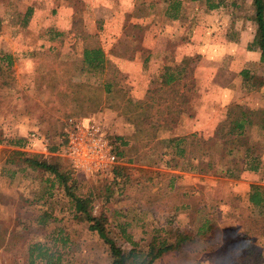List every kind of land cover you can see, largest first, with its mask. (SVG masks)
I'll use <instances>...</instances> for the list:
<instances>
[{
  "label": "rangeland",
  "instance_id": "1",
  "mask_svg": "<svg viewBox=\"0 0 264 264\" xmlns=\"http://www.w3.org/2000/svg\"><path fill=\"white\" fill-rule=\"evenodd\" d=\"M152 1L159 0H139V11L130 14L125 24V30L132 35L135 34V40L140 43L138 51L144 49L153 53L143 70L148 78L150 77V81L162 65V53H165L169 48L175 50V55L180 52L182 46L184 47L183 44H189L195 48L192 55L184 57V60L181 59L179 62L185 63L186 60L199 56L194 71V77L198 81V90L193 94V105L181 119L175 123L171 122V131L160 130L164 131L159 133L161 141H150L151 145L144 148L145 142L140 140L141 135L132 140L135 133L134 117L128 100L138 102L134 97L132 98L133 84L138 83V80L130 78L122 67L110 61L108 62L107 76L102 77L100 73H91L84 77L81 74L83 45L80 41L75 43L72 49L69 47L65 51L37 52L28 59L27 64L22 61V58L17 57L14 60L12 71L8 72L4 69L3 72H0V99L7 95V92L11 95V97L7 95L3 109L0 108V140L25 139L27 142L33 132H39L41 137L45 138V145L51 148L61 143L63 140L61 134L65 133V128L70 120L95 119L104 126L107 134L124 137L130 146L135 145L137 148V150H129L128 157L121 161L125 166L136 168L132 174L133 185L128 186L124 196H120L116 190L115 199L106 205V212L111 216L112 221L109 226V234L118 246L126 251L132 247L121 236L118 228L119 224L127 222L130 225L128 233L132 235L133 241L141 247L150 243L152 235L155 233L154 228L169 232V241L173 240V235L178 229L186 234L194 235L193 241L187 242L178 251L166 253L155 264H264V246L261 249V259L256 256L248 257L246 252L249 244L254 245L255 248H257L258 242L264 245V239L259 241L257 237L248 233L252 228H247L246 221L239 216L240 213L244 217L250 216L246 202L238 198L222 199L226 186L216 182L218 179L226 178L227 168L238 163L239 156H241V154H237V157H233L228 154V146L217 136L218 128L215 133L211 134L195 133L198 137L209 141L208 144L203 143V145L210 146L213 152L214 167L202 174L205 177L201 181H208L207 184L187 185L189 177L182 173L190 172L171 170L168 161L174 157L163 155V153L173 152V149L167 147L166 141L169 136L191 135L184 134V131L185 127L190 126L191 122L196 119L197 103L202 95L200 78L197 74L201 73L202 68L214 69L212 74L207 72L205 75L208 77L206 79H217V82L225 79L230 81L233 78L230 75H238V71L243 70L249 72L240 73L244 77L243 85L247 78H251L253 86L264 81L263 64L248 63L246 67L239 64V62L244 63L243 56H245L248 47L246 50L243 48V50L235 52L232 48L226 54H224L225 50L221 49L218 54L221 52L224 55L219 54L220 59L218 56L210 59L214 62V65L211 66L204 62L205 56L199 54L198 48L202 42L211 45L218 42L222 45L224 40H232L237 43L240 35L244 32H248V36L252 37L254 34L253 24L248 19L253 12L251 1L238 0L237 3L242 7L236 11V14L231 15L224 9L209 11L205 2L181 0L183 3L186 2L185 14L188 29L180 30L177 25L173 36L166 31L169 23L162 15L163 8H156L160 17L156 18L154 24V21L149 23L151 19L148 24L135 21V17L140 14V11L143 10V14L146 15L149 10L146 9V4ZM137 24L146 28L148 26L147 30L151 37L152 33L156 32L160 34V39L155 38L156 41L153 44L152 40L147 39L146 31L143 32L132 27ZM78 25V32L83 35V24ZM73 42L68 39L69 45ZM97 42L99 41L93 39L90 45L93 46ZM213 52L216 53V50ZM237 55L242 59L236 58ZM251 58L250 61H254L255 57ZM106 78L113 83L112 91L117 92L111 96L114 108L107 106L93 112L88 109L90 107L86 101L88 95L84 96L85 102H82V105L73 102V98H75L73 93L78 88L76 84L78 85L83 80L102 84ZM151 87L150 82L148 90ZM65 94H67V100L63 99ZM72 96L74 97L72 98ZM259 97L258 94H253L251 98L258 100ZM144 100L147 101V98ZM242 106L250 109L248 105ZM30 111L34 112L33 116L29 114ZM148 111L156 115L161 109L154 104L153 108ZM40 115H44L41 119L44 120L43 123L37 121ZM256 130L255 128L252 133L248 134L247 140L255 141L260 146L264 145L263 132L259 134ZM152 147L153 149H150ZM186 147L189 150L187 151L188 158L197 159L199 162L204 159L201 154L191 153L189 143ZM6 149L11 148L7 145H0V264H30L28 257L31 246L42 243L55 251V239L59 242L58 250L62 252V264H110L112 257L109 247L97 233L89 229L87 222L78 221L75 218L71 198L64 189L56 188L53 196L50 197L47 193L48 175L39 171L27 169L25 173H17L13 176L14 168L6 167L4 164L7 157L4 154ZM25 150L31 151L29 147H26ZM36 150L41 154H46L43 153L42 147H38ZM60 153L57 152L50 161L52 163L59 162L69 167L70 162L61 157ZM128 159H132V161L127 163ZM176 161L181 165L183 163L180 159H176ZM199 162H195V164L198 165ZM237 166L240 167V163ZM4 167H6V171L3 170ZM200 167L206 168L207 163H202ZM171 174L178 176L175 183L177 190L169 186ZM73 176L77 184L78 195L82 196L91 188L100 187L110 180L109 176L86 175L75 171ZM150 179L153 181H149ZM185 194H187L186 197ZM181 201L193 203L196 208H202L197 213L191 211L177 213L174 211V205ZM102 204L103 202L99 203L95 210L99 212ZM204 215L213 220L215 229L210 235L202 238L196 236V233ZM166 232L158 234L166 236ZM61 238H67V244H62ZM38 264L41 263L38 262Z\"/></svg>",
  "mask_w": 264,
  "mask_h": 264
},
{
  "label": "trees",
  "instance_id": "2",
  "mask_svg": "<svg viewBox=\"0 0 264 264\" xmlns=\"http://www.w3.org/2000/svg\"><path fill=\"white\" fill-rule=\"evenodd\" d=\"M191 1L205 2L207 10L216 11L224 9L231 15L236 14V11L240 10L242 7L237 3L238 0ZM249 1H251L253 12L248 19L253 24L254 38L253 41L249 43L248 50L252 51L259 49L261 53V63L264 64V0ZM157 2L146 7V9H149L146 15H155L153 24L156 22V18L160 17L156 11V8L160 7L163 8L162 15H164L166 19L179 21L180 30L188 29L186 26L187 17L183 12V2L181 0H159ZM242 2H245V0ZM143 13L144 11L142 10L140 14L136 16H143ZM132 27L136 30L139 29L143 32H148V26L146 28L145 26L137 24ZM135 37V34H130V32H127L124 28L122 36L113 44L110 52L119 58L134 59L138 52V45L140 44L135 40ZM174 52L175 50L169 48L165 53H162V65L159 67L157 74L151 77L152 87L151 89L149 88L147 97H145L147 101L141 100L133 102L132 100H128V105L132 108L131 110L134 117L133 126L135 128V133L132 140L141 135L140 140H142L143 143L145 142L144 148L151 145L149 144L150 141H161L159 133L171 131V122L175 123L189 112L194 102L193 94L198 90V81L194 77V71L197 65L196 62L199 61V56L190 58L184 63L177 60ZM82 64L83 68L81 74L84 77L86 74L88 75L91 73H100L102 77L108 75L109 69L106 66L105 52L101 48L84 49L82 53ZM13 66L14 61L11 56H0V72H3L4 69L10 72ZM112 84L113 83L107 78L102 84L90 83L83 80L78 85L76 84L78 88L73 93L75 96V98L72 96L73 102L78 103L77 105H82L81 103L85 102L84 96L88 95L86 101L90 104L88 109L91 111L94 112L101 108H106L107 106L109 108H114L111 96L115 95L117 92L112 91ZM259 85L262 86V83ZM244 87L246 90L251 88V78L245 79ZM254 87L255 89L258 88L257 85ZM7 95L11 97L8 92ZM7 95L0 99L1 109H3L2 107L6 103ZM63 99L67 100V94L63 95ZM154 104L158 105V108L161 109L156 115L148 111L153 108ZM29 114L33 116L34 112L30 111ZM43 117L44 115H40L37 121L43 123L44 120H41ZM256 127L258 128L256 131L259 134L264 131L263 111L247 109L238 104H231L227 108L226 119L219 124L217 136L228 146L227 150L230 156L237 157V154H241L238 163H234L227 168L225 173L227 178L237 180L240 179L244 172H261L264 146H260L255 141L247 140L248 134L252 133ZM163 129L164 131H160ZM33 133L39 134V132ZM61 136L63 140L59 145H54L51 148L47 147L48 155L26 151L25 148L28 147L29 138L27 142L25 139L0 140V145H7L11 148L6 149L4 152V154L7 155L4 164L6 167L12 166L14 168L13 176L17 173H25L27 169L39 171L48 175L47 182H49V188L47 193L50 197L53 196V192L56 188H63L66 194L71 198L72 206L75 211V218L78 221L87 222L89 229L97 233L109 247L112 257L110 264H155V262L161 259L166 253L178 251L187 242L195 239L194 235L186 234L178 229L173 235V240L169 241V232L154 228L153 231L155 233H153L150 243L147 246L141 247L138 243L133 241L132 235L128 233V227L130 225L125 222L119 224L118 228L121 236L129 242L132 247L130 250L126 251L118 246L116 241L111 238L109 234V226L112 221L111 216L106 212V205L115 199L116 190L120 196H124L128 186L133 185L132 174L136 168L133 166H125L121 161L128 157L129 150H137L136 146H130L129 142L124 137L111 136L108 134V137L114 145V151L118 157L119 164L115 165L111 171L109 182L103 183L100 187L91 188L82 196L78 195L77 184L73 176L74 170L72 169L71 163H69V168L68 165H63L59 162L52 163L50 161L57 152L62 151L67 143L66 134L63 133ZM190 139L191 142H189ZM166 142L167 147L173 149L171 153H163L164 156L171 155L174 157L168 161L171 170L204 174L209 169H213V152L210 146L207 145L206 147L203 145V143L208 144L209 141L202 137H198L196 134H191L189 136L172 135L168 137ZM187 143L190 145L191 153L201 154L203 156L204 159L201 162L197 159L187 158V151H189L186 147ZM150 149H153V147ZM176 159L182 160V165L179 164ZM127 161V163H130L132 159H128ZM195 162H199L198 165H196ZM204 162L207 163V167H200ZM239 163H241L242 166H237ZM6 167L3 168L4 171H6ZM177 177L176 174L170 175L169 186L172 187V189H176L175 183L177 182ZM149 181H153V179ZM186 196L187 194H185V197ZM101 202H103V204L101 205V210L98 212L95 208ZM201 208L202 207L196 208L193 203H185L182 201L174 205V211L177 213L182 211L197 213ZM247 211H249L251 217H244L241 215L242 213H240L239 216L243 217V220L246 221L247 228H252L249 230L251 232L248 233L253 235V237H257L259 241L260 239H264V185H251L250 192L247 196ZM214 229L215 224H213V220L209 216L204 215L200 226L197 228L196 236L202 238L207 237ZM164 231L166 232V236H160L158 234ZM61 241L62 244L65 245L68 239L61 238ZM54 242L55 251L46 244H33L29 250V263L62 264V252L58 250V248H60L58 245L59 242H57L56 239ZM263 246L264 245L259 242L257 248L249 244L246 249L248 257L256 256L261 259V249Z\"/></svg>",
  "mask_w": 264,
  "mask_h": 264
},
{
  "label": "crops",
  "instance_id": "3",
  "mask_svg": "<svg viewBox=\"0 0 264 264\" xmlns=\"http://www.w3.org/2000/svg\"><path fill=\"white\" fill-rule=\"evenodd\" d=\"M138 2L139 0H0V56L9 55L13 61L17 57L22 58V61L27 64L28 59L37 52L65 51L69 47L72 49L73 45L80 41L83 45L82 53L84 49L101 48L105 52L107 67L109 61L117 63L124 69L126 75L129 74L130 78L138 80V83L133 84L132 98L134 97L137 101L144 100L151 81L143 70L153 53L150 50L141 49L136 53L134 59H125L116 57L110 52L113 44L122 36L128 16L139 11L140 4L138 5ZM154 3L156 2L152 1L146 6L149 7ZM185 3H183L184 13H186ZM135 18L137 23L148 24L149 19H151L149 23L154 21L155 15H140ZM167 20L169 26L166 31L173 36L176 26H179V21ZM78 24H83V35L78 32L79 27L76 26ZM147 34V39L152 40L153 44L156 41L155 38L160 39V34L156 32L152 33V37L149 32ZM248 35V32H244L240 35L239 40H236L237 43L232 40H224L222 45L218 42L212 45L202 42L198 46L199 54L205 56L204 62L208 66L214 65L210 59H214L216 56L220 59V55L228 53L229 49L233 48L234 52L243 50V48L246 50L254 38ZM68 39L74 42L69 45ZM93 39L99 42L92 46L90 43ZM183 45L184 47L182 46L180 52L176 54L178 61L192 55L195 49L189 44ZM221 49H224L225 53L221 54L220 52L219 55L218 52ZM214 50L216 53L213 52ZM243 57L244 63L239 62L243 67H246L248 63H261L259 49L246 50ZM251 57H255L252 62L250 61V59L252 60ZM236 58L242 59L239 55ZM200 71L201 73L197 76L200 78L202 95L198 99L196 119L191 122L190 126L185 127L184 134L199 133L205 135L215 133L219 124L226 119L227 108L233 103L241 106L248 105L251 110L264 112V81L262 86L257 85V89L251 84V88L246 91L243 85L244 77L240 75V73L244 74V71L249 73L246 70L238 71V75H230L233 77L232 80L225 79L224 82L221 80L217 82V79H206L208 77L205 74L207 72L212 74L214 71L212 68L204 67ZM253 94L260 96L258 100L251 98ZM256 129L258 128L256 127ZM262 132L264 134V131ZM240 166H242L241 163ZM182 174L189 177L187 185H195L196 183L203 185L208 182L201 181L205 176L199 173ZM224 179L216 181L222 186H226L222 199L227 197L238 198L247 204L251 185H264V154L261 172H244L237 180L227 177Z\"/></svg>",
  "mask_w": 264,
  "mask_h": 264
},
{
  "label": "built area",
  "instance_id": "4",
  "mask_svg": "<svg viewBox=\"0 0 264 264\" xmlns=\"http://www.w3.org/2000/svg\"><path fill=\"white\" fill-rule=\"evenodd\" d=\"M67 143L61 151V156L68 159L75 172L86 175L109 176L119 160L114 151L104 126L91 118L70 120L65 128ZM28 147L35 153L38 147L49 154L45 140L40 134L32 133Z\"/></svg>",
  "mask_w": 264,
  "mask_h": 264
}]
</instances>
